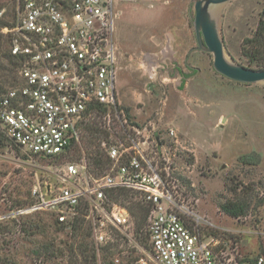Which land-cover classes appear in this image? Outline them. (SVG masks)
<instances>
[{"label": "rangeland", "instance_id": "obj_1", "mask_svg": "<svg viewBox=\"0 0 264 264\" xmlns=\"http://www.w3.org/2000/svg\"><path fill=\"white\" fill-rule=\"evenodd\" d=\"M15 1L0 0L5 4L0 19L11 21ZM195 1H115L117 99L135 127L159 134L167 144L174 143L168 135L174 131L177 178L202 219L200 233L254 258L264 253V83L230 81L213 71L211 54L193 51ZM263 7L264 0H233L221 8L219 26L229 61L248 68L241 48ZM182 73L189 76L184 83ZM9 147L0 149V264H69L68 252L56 250L71 243V227L57 224L63 228L59 231L51 213L38 211L30 214L42 220L41 229L29 236L21 230L26 218L10 211L35 185L54 184L69 159H31ZM80 149V156L68 155L72 162L79 161L82 151L92 156L98 150L102 156L98 142L83 143ZM238 203L246 206L238 217L222 209ZM110 246L112 264H135L137 248L121 240ZM94 247L96 264H103L101 247Z\"/></svg>", "mask_w": 264, "mask_h": 264}, {"label": "built area", "instance_id": "obj_2", "mask_svg": "<svg viewBox=\"0 0 264 264\" xmlns=\"http://www.w3.org/2000/svg\"><path fill=\"white\" fill-rule=\"evenodd\" d=\"M115 1L16 0L15 24L1 30L18 61L19 83L0 100V129L15 147L31 159L54 161L81 145L82 123L100 120L107 133L98 141L107 160L100 172L89 170L82 151L78 162L62 164L54 184L35 185L32 206L16 214L46 211L66 227L80 215L96 246L121 240L137 248L135 264H264V253L247 258L232 243L200 233L202 219L177 178L174 131L167 144L135 127L121 108ZM118 189L132 191L149 209L136 236L127 208L108 198Z\"/></svg>", "mask_w": 264, "mask_h": 264}, {"label": "trees", "instance_id": "obj_3", "mask_svg": "<svg viewBox=\"0 0 264 264\" xmlns=\"http://www.w3.org/2000/svg\"><path fill=\"white\" fill-rule=\"evenodd\" d=\"M4 6V3H0V10H3ZM11 14L13 13H11L10 11V17H12L11 21L0 19V100L7 90L15 87L19 83V78L17 75L18 61L14 56L9 53L7 37L3 35V33H1V29L10 28L15 24L16 13L14 16ZM241 54L244 58L247 59L248 68L253 70H264V7L260 11L254 31L252 32L251 36L246 38L243 42ZM188 77V75L182 73V83H184V80ZM121 108L124 110L127 117L130 118L128 109L122 106ZM98 111L104 113L106 110L100 108L98 109ZM101 123L102 121L100 120H93L86 121L80 125L81 145H83V143L91 145L95 142L97 143L101 138H106L107 133L101 127ZM9 146L14 150H19L7 139V137L0 129V149H5ZM80 146H75L71 150L70 153L72 154V157L76 156V154L77 156H80ZM90 153H92V156H90V154L87 152V156L91 161L89 165V170L93 173H98L105 167V164H107V160L103 154L101 156L98 153V150H94ZM66 158L69 159V162H72V159L68 156H61L60 158H57L54 161L61 162ZM108 198L111 199L113 202H117L121 206L127 208L132 219L134 235L136 236L138 233H140L143 229V226H145L146 224L147 214L149 211L148 207L142 204L137 199H134L135 194L132 191L126 189H118L110 193L108 195ZM13 204L14 208L10 210L11 212H17L29 208L33 204V198L31 197V193H28L27 199L15 200ZM222 209L230 216L238 217L245 213L246 206L244 204L238 203L237 205H223ZM35 212L37 211L22 213L18 215L20 219L26 218L24 219V223L21 225V230L23 233L29 236L41 229L39 226V222H42V220L39 218L32 219V214ZM34 217H36V215H34ZM54 225L57 227V230L63 231V228L57 225L55 219ZM70 227L71 228L70 231L67 233V237L71 239V243L65 242L64 249L61 251L57 249L58 251L56 250V252L63 254L64 251H67L68 256L71 260H69V264H96L99 253H97V249L94 247L95 243L92 238V230L90 223L86 221L85 218H82L80 215H78L74 218L73 223ZM141 238L140 242L142 244H145L146 238ZM87 239L92 240V245L88 243ZM111 247L112 246L107 245L99 249L101 262L103 264H112ZM77 257L79 259H77Z\"/></svg>", "mask_w": 264, "mask_h": 264}, {"label": "water", "instance_id": "obj_4", "mask_svg": "<svg viewBox=\"0 0 264 264\" xmlns=\"http://www.w3.org/2000/svg\"><path fill=\"white\" fill-rule=\"evenodd\" d=\"M233 0H196L192 29L196 42L193 51L212 55V69L218 75L244 85L264 83V70H253L229 61L226 57L219 15L221 8Z\"/></svg>", "mask_w": 264, "mask_h": 264}, {"label": "crops", "instance_id": "obj_5", "mask_svg": "<svg viewBox=\"0 0 264 264\" xmlns=\"http://www.w3.org/2000/svg\"><path fill=\"white\" fill-rule=\"evenodd\" d=\"M117 83V82H116Z\"/></svg>", "mask_w": 264, "mask_h": 264}]
</instances>
